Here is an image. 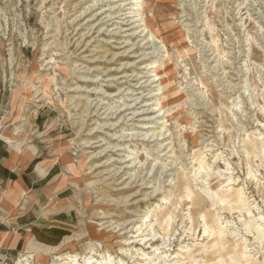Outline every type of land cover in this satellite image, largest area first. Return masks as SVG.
Listing matches in <instances>:
<instances>
[{
	"label": "rangeland",
	"instance_id": "obj_1",
	"mask_svg": "<svg viewBox=\"0 0 264 264\" xmlns=\"http://www.w3.org/2000/svg\"><path fill=\"white\" fill-rule=\"evenodd\" d=\"M0 138L75 192L30 264H264V0H0Z\"/></svg>",
	"mask_w": 264,
	"mask_h": 264
},
{
	"label": "crops",
	"instance_id": "obj_2",
	"mask_svg": "<svg viewBox=\"0 0 264 264\" xmlns=\"http://www.w3.org/2000/svg\"><path fill=\"white\" fill-rule=\"evenodd\" d=\"M17 145L0 138V264L49 262L69 249L75 192L57 159Z\"/></svg>",
	"mask_w": 264,
	"mask_h": 264
},
{
	"label": "bare ground",
	"instance_id": "obj_3",
	"mask_svg": "<svg viewBox=\"0 0 264 264\" xmlns=\"http://www.w3.org/2000/svg\"><path fill=\"white\" fill-rule=\"evenodd\" d=\"M154 66L155 65H150L151 68L154 67ZM18 131H19V129H18ZM149 219H150V217L146 216V220L139 227H137V230L135 231V233H138V235L136 234L137 236H133L131 238H139V237L143 236L142 232H141V230H142L141 228L146 227L147 223H150ZM100 225H102V224H100ZM217 231L218 230L212 231L210 235L214 236L215 234H217ZM144 240H145V238H140L139 239V241H144ZM214 241H215V239L212 241L213 244H216V242H214ZM51 253H52V251H51ZM190 253L191 252H189V254ZM190 256H193V254L191 253ZM79 261L77 259V256H75V257L70 258L69 261H65V262H62V263H59V264H112V259H111L110 256H108V257H95L94 256V252L92 253V255L83 258L82 262H79ZM193 261H195V259H193ZM19 264H30V261L25 260L24 262H21ZM39 264H43V263H39Z\"/></svg>",
	"mask_w": 264,
	"mask_h": 264
}]
</instances>
